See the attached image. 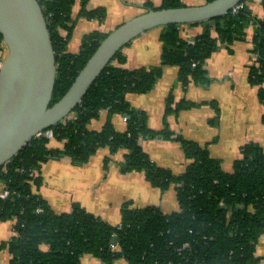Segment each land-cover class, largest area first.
<instances>
[{"label": "trees", "instance_id": "16d2710c", "mask_svg": "<svg viewBox=\"0 0 264 264\" xmlns=\"http://www.w3.org/2000/svg\"><path fill=\"white\" fill-rule=\"evenodd\" d=\"M38 1L57 58L52 106L68 91L109 32L96 30L84 35L80 50L70 52L68 44L78 19L73 17L76 0ZM89 1L81 0L79 15L104 20L105 8L88 9ZM207 1L212 0L200 3ZM252 1L241 2L242 7L228 15L191 24L204 28L193 42L182 36L184 24L162 26V61L156 67L129 69L125 67L126 57L119 51L67 119L33 138L0 167V189L10 190L8 197H0V221L12 220L15 232L0 245V252L6 249L11 255L9 264H81L85 254L94 255L100 264H114L119 258L126 259L128 264L260 263L256 253L264 233V146L244 145L233 171H226L207 146L169 129L150 130L146 113L127 100L129 93L152 90L163 64L179 66L185 84L190 80L206 83V58L222 43L230 46L245 39L247 27L254 25L252 51L256 62L250 67L249 82L260 86L259 99L264 103V16L252 11ZM260 2L264 8V0ZM183 5H186L183 0H163L161 7ZM145 7L152 9L148 2ZM5 51L0 32V64ZM212 104L217 109V104ZM189 105L188 101L176 104L170 95L166 112L170 114ZM102 109H108L111 115L128 116L127 129L117 131L108 117L102 129L90 130L88 123ZM48 131L65 141L62 149L49 145ZM158 136L181 143L189 162L184 173L175 174L171 168L156 164L144 151L141 137ZM102 147H109L111 153L121 148L128 150L121 164L123 173L143 171L153 187L167 190L174 186L178 209L164 212L155 205L134 207L127 201L121 207L120 224L114 225L77 202L71 211L56 212L35 192L34 186L41 185L43 180V163L70 156L75 164L82 165Z\"/></svg>", "mask_w": 264, "mask_h": 264}, {"label": "crops", "instance_id": "0c3cea01", "mask_svg": "<svg viewBox=\"0 0 264 264\" xmlns=\"http://www.w3.org/2000/svg\"><path fill=\"white\" fill-rule=\"evenodd\" d=\"M186 5H199L183 0ZM145 0H90L88 9L104 7V20L80 16L81 0L73 6V17L77 19L74 31L79 33L78 41L71 39L68 44L70 52L80 50L84 35L99 30L108 33L124 21H120L113 29L106 28L112 12L129 14L126 20L147 11ZM138 8L131 10L130 5ZM163 0L157 4L160 8ZM252 11L259 17L264 16V8L260 0L250 3ZM156 8V7H155ZM130 10V11H129ZM80 16V17H79ZM162 26L148 30L131 40L122 52L126 57L125 67H156L161 65L163 54ZM202 25L184 24L181 34L193 42L203 32ZM256 26L246 29V38L229 45L219 47L206 58L205 69L208 80L204 84H196L190 80L185 84L180 78V68L174 64H163L162 73L152 90L147 93H129L127 100L132 107L142 110L147 115V126L150 130L169 129L189 140L207 146L213 157L222 161L226 171H233L235 162L241 157L242 147L248 143L264 146V103L259 99L260 86L249 82L250 67L256 62L253 53ZM73 35V34H72ZM173 95L175 103L188 101L189 106L170 114L166 112L167 98ZM215 102L216 107L212 104ZM102 109L99 115L88 123L90 130H100L111 117L117 131L127 129V121L119 113L109 114ZM49 145L63 148L64 140L53 136ZM144 151L156 164L171 168L175 174L184 173L189 162L185 157L180 142L158 136L151 139H140ZM128 153L121 148L111 153L109 147L100 148L82 165L73 162L70 156L50 159L41 168L42 183L35 192L45 198L56 212H68L74 203H80L89 212L102 219L118 225L121 222V207L124 202L131 201L134 207L155 205L164 212L178 209L177 190L153 187L143 171L123 173L121 164ZM109 158V161H107ZM12 220L0 221V245L14 235ZM257 256L264 264V233L257 245ZM2 264H9L11 255L8 250L0 252ZM114 264H128L119 258ZM81 264H100V260L91 254L82 257Z\"/></svg>", "mask_w": 264, "mask_h": 264}, {"label": "water", "instance_id": "95a60500", "mask_svg": "<svg viewBox=\"0 0 264 264\" xmlns=\"http://www.w3.org/2000/svg\"><path fill=\"white\" fill-rule=\"evenodd\" d=\"M243 1L160 7L125 21L100 42L68 91L50 106L57 58L43 9L38 0H0V32L7 50L0 66V167L33 138L67 119L116 54L138 35L158 26L225 16Z\"/></svg>", "mask_w": 264, "mask_h": 264}, {"label": "rangeland", "instance_id": "374dc122", "mask_svg": "<svg viewBox=\"0 0 264 264\" xmlns=\"http://www.w3.org/2000/svg\"><path fill=\"white\" fill-rule=\"evenodd\" d=\"M137 1H139V0H137ZM146 2H148V3H150V5H151V7H152V9H155V7L157 8V4L160 2V0H145ZM188 2H191V3H198V1H200V0H198V1H195V0H187ZM200 3V2H199ZM203 3V2H202ZM252 3V2H251ZM130 8H131V10H136L137 9V11H138V8H137V6L135 5V4H133V5H130ZM130 11V10H129ZM111 16L109 17V23L107 22V23H104V25L103 26H105L106 28H109V29H113L114 27H115V25H117L120 21H127L126 19L129 17L128 15L129 14H124V13H122V14H118V12H112L111 14H110ZM128 16V17H127ZM131 19V18H130ZM129 20V19H128ZM114 30V29H113ZM112 30H110L109 32H111ZM79 33H81V31H79V30H75V32H73V35H72V38L71 39H76V41H78V39L77 38H79ZM6 54H7V50L5 51V53H4V56H6ZM142 138H145V139H151V138H149V137H142ZM103 148V147H102ZM68 157V156H67ZM177 174H181V173H177ZM40 187V185H36V186H34V189L36 190V189H38ZM156 188V187H155ZM157 189H161L160 187L159 188H157ZM5 222V221H4Z\"/></svg>", "mask_w": 264, "mask_h": 264}, {"label": "built area", "instance_id": "2783aa9c", "mask_svg": "<svg viewBox=\"0 0 264 264\" xmlns=\"http://www.w3.org/2000/svg\"><path fill=\"white\" fill-rule=\"evenodd\" d=\"M242 7V5L241 4H238V5H236L234 8H233V10L234 11H236V10H238L239 8H241ZM195 65V64H194ZM0 66H1V64H0ZM128 116H124V120L125 121H127L128 120ZM9 194H10V190H7V189H0V197L1 198H6V197H8L9 196Z\"/></svg>", "mask_w": 264, "mask_h": 264}]
</instances>
